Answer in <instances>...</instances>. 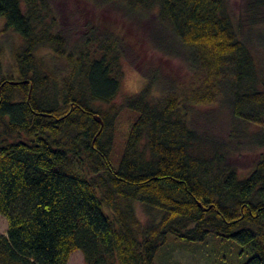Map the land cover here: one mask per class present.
Returning a JSON list of instances; mask_svg holds the SVG:
<instances>
[{"label":"trees","instance_id":"1","mask_svg":"<svg viewBox=\"0 0 264 264\" xmlns=\"http://www.w3.org/2000/svg\"><path fill=\"white\" fill-rule=\"evenodd\" d=\"M105 2L137 31L155 20L154 42L170 34L190 76L143 68L115 163L101 106L122 86L130 49L120 25L97 21L70 47L49 0H0L2 32L21 40L10 59L0 44V264H68L76 250L86 264H155L170 239L211 236L249 252L243 264H264V154L240 178L233 149L191 122L197 107L224 102L264 148V75L246 38L264 23V0L240 12L231 0Z\"/></svg>","mask_w":264,"mask_h":264},{"label":"rangeland","instance_id":"2","mask_svg":"<svg viewBox=\"0 0 264 264\" xmlns=\"http://www.w3.org/2000/svg\"><path fill=\"white\" fill-rule=\"evenodd\" d=\"M49 1L57 13L59 29L69 37L70 47L76 45L88 25L97 21L101 23L105 20L104 22L118 24L120 31L123 30L127 36L125 40L130 50L122 62L123 81L119 96L111 104L101 106V111L107 114L109 126L113 130V159L117 163L134 117L133 112L125 107L124 101L146 85L143 68L146 72H155V68L159 67L163 69V76L168 74L178 80L189 78L191 71L184 57L185 51L179 48L180 45L170 34L164 35L166 38L160 44L161 48L157 45L159 42H154L157 40H154L153 36L159 29L155 24L151 25L155 22L151 19H155L154 16H150L153 21L151 24L146 22L140 32L136 30L135 24L121 25L123 9L112 7L105 0ZM243 1L231 0L235 12L241 11ZM4 23V18L0 17V44L5 48L6 59H10L12 48L21 43V40L11 31L3 33ZM246 38L254 54L256 67L264 75V23L247 29ZM137 60L140 68L135 64ZM64 63V60H61L59 67H63ZM219 103L197 107L191 122L203 137L217 144H227L233 149L230 161L236 166L239 177L245 178L259 156L264 154V148L252 140L258 129L233 118L226 103ZM7 227L6 218L0 214V235L6 233ZM242 249L236 241L218 236H211L204 243L182 244L170 239L157 254L155 264H243L251 254ZM68 264H86L82 251H74Z\"/></svg>","mask_w":264,"mask_h":264},{"label":"water","instance_id":"3","mask_svg":"<svg viewBox=\"0 0 264 264\" xmlns=\"http://www.w3.org/2000/svg\"><path fill=\"white\" fill-rule=\"evenodd\" d=\"M95 118L97 121H99L101 123V125L103 126V121L101 119V117L99 115H95Z\"/></svg>","mask_w":264,"mask_h":264}]
</instances>
